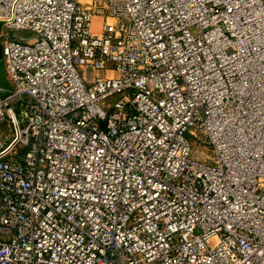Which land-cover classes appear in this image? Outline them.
Instances as JSON below:
<instances>
[{"label": "built area", "instance_id": "built-area-1", "mask_svg": "<svg viewBox=\"0 0 264 264\" xmlns=\"http://www.w3.org/2000/svg\"><path fill=\"white\" fill-rule=\"evenodd\" d=\"M0 22V264H264V0H0Z\"/></svg>", "mask_w": 264, "mask_h": 264}, {"label": "rangeland", "instance_id": "rangeland-1", "mask_svg": "<svg viewBox=\"0 0 264 264\" xmlns=\"http://www.w3.org/2000/svg\"><path fill=\"white\" fill-rule=\"evenodd\" d=\"M95 24H96L97 28L100 29V25L102 24V20L101 19H95ZM22 35L23 36H26V33H22ZM88 77L90 79H92L93 78V73L92 72H89L88 73ZM0 85L4 87V88H1L0 87V92H2L3 90L4 91L5 90H8L7 86H10V84L8 83V81L6 79V76H5L4 64L2 63V61L0 62ZM21 103H22V106L20 105V103H18V106H19L20 109H22L26 105L27 99L25 97H23L21 99ZM11 135H12V128H11V126L9 124H7V123L0 124V138L3 141H7ZM194 148H195V153L200 150V148L198 147L197 144H195V147Z\"/></svg>", "mask_w": 264, "mask_h": 264}, {"label": "crops", "instance_id": "crops-1", "mask_svg": "<svg viewBox=\"0 0 264 264\" xmlns=\"http://www.w3.org/2000/svg\"><path fill=\"white\" fill-rule=\"evenodd\" d=\"M5 31L3 30V24L0 22V37H2L3 35H5ZM1 60V58H0ZM1 62V61H0ZM1 88H4L3 86L0 85ZM8 90H3L2 92H0V98H5L9 95V91H10V86H7ZM6 88V89H7ZM5 95V96H4ZM3 96V97H2Z\"/></svg>", "mask_w": 264, "mask_h": 264}]
</instances>
